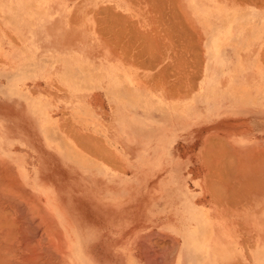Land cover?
Wrapping results in <instances>:
<instances>
[{
    "label": "crops",
    "instance_id": "obj_1",
    "mask_svg": "<svg viewBox=\"0 0 264 264\" xmlns=\"http://www.w3.org/2000/svg\"><path fill=\"white\" fill-rule=\"evenodd\" d=\"M36 2L0 0V264H264V0Z\"/></svg>",
    "mask_w": 264,
    "mask_h": 264
},
{
    "label": "bare ground",
    "instance_id": "obj_2",
    "mask_svg": "<svg viewBox=\"0 0 264 264\" xmlns=\"http://www.w3.org/2000/svg\"><path fill=\"white\" fill-rule=\"evenodd\" d=\"M152 2H153V1H152ZM164 5H165V4H164ZM165 8H166V7H165ZM161 11H162V10H161ZM161 11H160V12H161ZM173 15H175V14L173 13ZM167 16H168V15H167ZM175 17H176V22H177V16H175ZM159 18H160V17H159ZM179 19H180V18H179ZM161 20H162V18H161ZM173 21H174V20H173ZM172 23H173V22H172ZM173 24H174V23H173ZM169 25H171V24H169ZM176 25H177V24H176ZM178 26H179V25H178ZM168 28H169V27H168ZM175 29H176V28H175ZM182 30H183V29H182ZM169 31H170V30H169ZM179 31H180V30H179ZM182 32H183V31H182ZM170 34H171V32H170ZM173 35H174V34H173ZM174 37H175V36H174ZM176 44H178V42H176ZM171 45H172V44H171ZM176 51H177V50H176ZM176 53H177V52H176ZM68 84H69V83H68ZM86 103H87V102H86ZM81 113H82V112H81ZM125 117H126V116H125ZM123 138H124V137H123ZM257 186H258V184H257ZM0 187H2V186H0ZM258 187H259V186H258ZM1 190H2V189H1ZM3 191H4V189H3ZM7 194H8V193H7ZM5 195H6V194H5ZM6 196H7V195H6ZM11 196H12V195H11ZM15 196H16V195H15ZM15 196H14V197H15ZM3 197H4V196H2V198H0V199L6 201L7 199H6V198L3 199ZM8 200H9V199H8ZM10 200H11V199H10ZM9 203H10V202H9ZM16 203H17V202H16ZM11 204H12V202H11ZM15 205H16V204H15ZM15 205H13V206H15ZM19 206H20V204H19ZM20 207H21V206H20ZM14 208H15V207H14ZM23 208H24V207H23ZM6 209H7V208H6ZM16 209H17V208H16ZM8 210H9V209H8ZM20 210H21V209H20ZM9 211H10V210H9ZM21 211H22V210H21ZM1 213H2V212H1ZM22 213H23V212H22ZM22 213H21V214H22ZM25 213H26V212H25ZM2 214H3V213H2ZM0 215H1V214H0ZM19 215H20V214H19ZM11 216H12V215H11ZM30 216H31V215H30ZM4 217H5V216H2V218H4ZM24 217H25V216H24ZM8 218H9V217H8ZM8 218H7V219H8ZM25 218H26V217H25ZM28 219H30V218H28ZM28 219H27V220H28ZM2 221H3V220H2ZM5 221H6V219H4V222H5ZM9 221H10V220H9ZM24 221H25V220H24ZM27 222H28V221H27ZM30 222H31V219H30ZM0 223H1V222H0ZM20 223H22V222L20 221ZM23 223H24V222H23ZM11 224H12V223H10L9 225H11ZM28 224H29V222H28ZM216 224H217V223H216ZM5 225H6V227H7V224H5ZM5 225H4V226H5ZM9 225H8V227H9ZM16 225H17V224H16ZM33 225H34V223H33ZM4 226H3V227H4ZM31 226H32V225H31ZM31 226H30V227H31ZM14 227H15V225H14ZM21 227H22V226H21ZM25 228H26V227H25ZM3 229H4V228H3ZM11 229H12V226H11ZM11 229H10V231H11ZM15 229H16V228H15ZM17 229H18V228H17ZM17 229H16V231H17ZM22 229H23V228H22ZM22 229H20V230H22ZM30 229H31V228H30ZM30 229H29V230H30ZM32 229H34V227H33ZM32 229H31V231H33ZM5 230H6V228H5ZM7 230H8V229H7ZM24 230H25V229H24ZM26 230H28V229H26ZM29 230H28V231H29ZM34 230H35V229H34ZM8 231H9V230H8ZM10 231H9V233H10ZM12 231H13V233H14L15 230L12 229ZM18 231H19V230H18ZM34 232H35V231H33V233H34ZM37 232H38V231H37ZM39 232H40V231H39ZM9 233H8V235H10ZM19 233H22V232H19ZM26 233H27V231H26ZM26 233H25V234H26ZM2 234H3V233H2ZM4 234H5V233H4ZM22 234H23V233H22ZM22 234H21V235H22ZM25 234H24V235H25ZM27 234L29 235V233H27ZM28 235H27V236H28ZM31 235H32V234H31ZM35 235H36V232H35ZM35 235H34V236H35ZM38 235H39V234H38ZM27 236H26V237H27ZM32 236H33V235H32ZM36 236H37V235H36ZM7 237H8V236H7ZM9 237H10V236H9ZM20 237H21L20 239H22L23 236H20ZM24 237H25V236H24ZM26 237H25V238H26ZM29 237H30V240H31L32 237H31V236H29ZM39 237L41 238V235H40ZM39 237H38V238H39ZM42 237H43V236H42ZM0 238H1V237H0ZM34 239H36V238H34ZM34 239H32V240H34ZM9 240H10V239H9ZM14 240H15V238L13 239V241H14ZM27 240H29V239L27 238ZM27 240H25V242H26ZM30 240H29V241H30ZM37 240H39V239H37ZM41 240H43V239H41ZM0 241H1V240H0ZM34 241H35V240H34ZM43 241H44V240H43ZM48 241H49V240H48ZM22 242H23V245H22V246H25L24 244H26V243H25L24 241H22ZM27 242H28V241H27ZM32 242H33V241H32ZM6 243H7V242H6ZM15 243H18V240H17V242H15ZM28 243H30V242H28ZM28 243H27V244H28ZM36 243H37V242H36ZM41 243H42V242H41ZM44 244H45V243H44ZM44 244H43V245H44ZM20 245H21V244H20ZM30 245H31V243H30ZM35 245H36V244H34L33 246H35ZM22 246H20V248H21ZM3 247H4V246H3ZM5 247H6V245H5ZM26 247L28 248V252H30V251L33 249V247H30V246H28V245H26ZM29 247H30V248H29ZM36 247H37V245L35 246V249H36ZM43 247H44V246H43ZM27 248H26L25 253L27 252ZM31 248H32V249H31ZM44 248H45V247H44ZM0 249H1V248H0ZM11 249H12V252H13V251H14V250H13L14 248L12 247ZM30 249H31V250H30ZM21 250L24 251L25 248H24V250H23V247H22ZM38 250H39V248H37L36 251H38ZM41 250H42V249H41ZM43 250H44V249H43ZM19 251H20V250H19ZM36 251H35V252H36ZM8 252H9V251H8ZM32 252H33V250H32ZM32 252H31V253H32ZM35 252H33V253H35ZM41 252H42V251H41ZM41 252H40V253H41ZM47 252H48V251H47ZM25 253L22 254V252H21L22 255H24ZM31 253H30V254H31ZM51 254H52V252H51ZM2 255H4V252H3ZM22 255H21V256H22ZM37 255H38V254H36V253H35V255L33 254V256H34V260H35V258H39ZM39 255H40V254H39ZM15 256H16V255H15ZM18 256H19V255H18ZM18 256H17V257H18ZM26 256H28V255H26ZM26 256H24V257L27 258ZM43 256H44V255H43ZM12 257L14 258V256H12ZM22 257H23V256H22ZM4 258H6V257H4ZM4 258H3V259H4ZM10 258H11V257H10ZM15 258H16V257H15ZM25 258H24V260H25ZM28 258H29V256H28ZM28 258H27V259H28ZM6 259H7V258H6ZM6 259H5V260H6ZM20 259H21V257H20ZM22 259H23V258H22ZM22 259H21V260H22ZM27 259H26V260H27ZM30 259H32V256H31V258H29V261H30ZM7 260H8V259H7ZM7 260H6L5 262H7ZM14 260H16V259H13V260H12V261L15 263ZM18 260H19V259H18ZM24 260H23V262H24ZM26 260H25V261H26ZM34 260H31L30 262H33V263H34V262H35ZM37 260H38V259H37ZM47 260H48V259H47ZM0 261H1V260H0ZM8 261H9V260H8ZM19 261H20V260H19ZM27 261H28V260H27ZM21 262H22V261H21ZM21 262H20V264H21ZM3 263H4V262H2V264H3ZM7 263H8V262H7ZM17 263H18V262H17ZM33 263H31V264H33ZM41 263H42V262H41ZM12 264H13V263H12ZM15 264H16V263H15ZM24 264H25V262H24ZM28 264H29V263H28Z\"/></svg>",
    "mask_w": 264,
    "mask_h": 264
},
{
    "label": "rangeland",
    "instance_id": "obj_3",
    "mask_svg": "<svg viewBox=\"0 0 264 264\" xmlns=\"http://www.w3.org/2000/svg\"><path fill=\"white\" fill-rule=\"evenodd\" d=\"M43 5V0H37V2H36V6L37 7H41ZM38 9V8H37ZM37 12H38V10H37ZM9 21V20H8ZM68 49V52L69 51H74L75 50V47H68L67 48ZM126 112V117H127V119L129 120L130 119V117H131V115L133 114L132 112L133 111H125ZM142 117H143V110L142 111H137ZM136 131H137V134H143V127H138V128H136ZM182 161V160H181ZM186 161L187 160H185V163H186ZM214 177H218L219 178V176H214Z\"/></svg>",
    "mask_w": 264,
    "mask_h": 264
}]
</instances>
